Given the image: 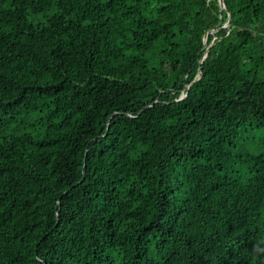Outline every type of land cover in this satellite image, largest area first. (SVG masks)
Segmentation results:
<instances>
[{
  "label": "trees",
  "instance_id": "trees-1",
  "mask_svg": "<svg viewBox=\"0 0 264 264\" xmlns=\"http://www.w3.org/2000/svg\"><path fill=\"white\" fill-rule=\"evenodd\" d=\"M223 1L0 0V264H264V0Z\"/></svg>",
  "mask_w": 264,
  "mask_h": 264
},
{
  "label": "rangeland",
  "instance_id": "rangeland-1",
  "mask_svg": "<svg viewBox=\"0 0 264 264\" xmlns=\"http://www.w3.org/2000/svg\"><path fill=\"white\" fill-rule=\"evenodd\" d=\"M41 18L40 15L37 16H31L28 19L30 21H37ZM263 136V129L254 128V130L249 131V133H244L239 138V145L244 146L246 149L253 150L254 147H256L262 140ZM254 151V150H253Z\"/></svg>",
  "mask_w": 264,
  "mask_h": 264
},
{
  "label": "water",
  "instance_id": "water-1",
  "mask_svg": "<svg viewBox=\"0 0 264 264\" xmlns=\"http://www.w3.org/2000/svg\"><path fill=\"white\" fill-rule=\"evenodd\" d=\"M218 8H219V11H222V10L225 11V6H224V1H223V0H218ZM229 20H230V18H229V16H228V21L223 25V27L228 26V24H229ZM205 43H206V41H205ZM205 43H204V44H205ZM207 50H208V49H206V52H207ZM205 56H206V53L203 55V58H205ZM203 58H202V59H203ZM189 86H190V85H188V84H184L185 94L182 95V96L178 99V101L184 99V98L187 96V92H188Z\"/></svg>",
  "mask_w": 264,
  "mask_h": 264
}]
</instances>
